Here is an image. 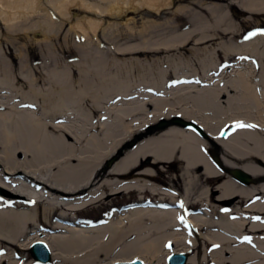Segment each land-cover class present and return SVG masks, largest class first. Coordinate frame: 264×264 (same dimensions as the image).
<instances>
[{
    "label": "bare ground",
    "instance_id": "obj_1",
    "mask_svg": "<svg viewBox=\"0 0 264 264\" xmlns=\"http://www.w3.org/2000/svg\"><path fill=\"white\" fill-rule=\"evenodd\" d=\"M222 1L129 28L139 41L111 47L109 63L99 37L109 15L156 17L174 0L50 1L59 16L44 0H0V264H41L28 253L36 243L50 264H168L176 254L186 264H264V0ZM232 4L247 14L242 23ZM73 7L87 13L70 22L86 63L41 74L11 63L4 30L51 39ZM161 27L173 32L155 38ZM191 43L210 44L193 49L199 64L118 60ZM90 209L96 223L79 219Z\"/></svg>",
    "mask_w": 264,
    "mask_h": 264
},
{
    "label": "rangeland",
    "instance_id": "obj_2",
    "mask_svg": "<svg viewBox=\"0 0 264 264\" xmlns=\"http://www.w3.org/2000/svg\"><path fill=\"white\" fill-rule=\"evenodd\" d=\"M46 2V5L48 6V10L50 12H54L55 16L58 15L57 12H55L52 7L48 4L52 0H44ZM207 2V3H214L218 2L220 4H227V2L222 0H174V3L172 4V9L168 11H163L159 16L156 15H149V14H143V12L140 13H132L129 15H124L123 17H117V16H108L106 19V24L103 26V28L99 32V37L102 40V46L101 50H104L106 53L104 55V59L109 62L113 58L112 55L108 53L112 48L115 47V45H121L122 47L126 45L136 44L139 40L134 39L133 37H128L129 28H135V29H141L144 24H146L147 21H156L159 23H164L168 20L171 21L172 12L176 9L183 7V6H191L192 8L199 9L198 5L200 2ZM201 8L203 5L200 6ZM230 8H233L234 11H238L241 13V15L236 19L237 22H241L246 19L247 14L244 12H241L239 8H237L235 5H231ZM205 8H202L204 10ZM44 11V10H43ZM71 16L69 20H66L61 29L58 30L57 35H53L51 39H43L42 33L36 32L35 34L38 35L36 39H39V42L30 41L29 37H27L25 31H21L17 33L18 35L7 33L4 30V36H2V48L4 49L5 54L7 55L8 59L11 61L12 64L18 65V64H30L33 67L40 68L37 70L39 74H41V70L45 67L49 68V66L54 64H82L86 63V58L83 56V52H79L77 48L74 46L73 42V35L70 32V26L71 23H75L77 18H83L87 16V13L83 9H79L77 7H73L71 10ZM207 15V14H206ZM59 16V15H58ZM42 17V16H41ZM39 17V19L41 18ZM37 19H31L28 22L23 23L24 27H29L32 25L34 21ZM57 21L63 22L60 20V18H57ZM114 23H118L117 26L111 27V25H114ZM116 25V24H115ZM110 26V27H109ZM259 30V24L255 25L254 28H252L243 38L244 39L248 37L251 33L256 32ZM173 32L171 29L167 28H157L154 29V36L158 39H166L169 33ZM107 35L108 39L104 37L103 34ZM124 34L121 40L118 39L119 34ZM33 35V33H31ZM75 37V36H74ZM225 41H231V39L227 38L224 39ZM84 43V42H83ZM218 45V44H217ZM217 45H213L211 48L218 49ZM92 46L96 47V44H93ZM210 47V44L202 45V46H195L193 43L190 45L184 46L183 48H179V50H172L167 53H160L159 55L154 54H144V55H128L123 56L122 58H118L120 61H135V59H141L142 61L145 60H152L156 57H159L162 59L163 64H173L176 61H180V59H185L188 61V64H199L197 61L194 51L199 50L198 48H205ZM210 48V49H211ZM200 49V50H201ZM193 51V52H192ZM91 53H93L91 51ZM21 54V56H19ZM85 58V60H83ZM84 61V62H83ZM220 64L223 62L224 64H229L227 59L224 57L223 53H220ZM233 61H245V63H251L252 60L249 57H238L235 58ZM110 63V62H109ZM168 68V65H166ZM44 72V71H43ZM42 84V82H40ZM25 91H28V88H25ZM126 198H120L117 201H115L116 206H127L126 205ZM100 218L99 214H97L96 210L90 209L87 212H84L80 215L79 219L83 221H89L91 223H96L97 220ZM30 253V251H28ZM31 254V253H30ZM32 255V254H31Z\"/></svg>",
    "mask_w": 264,
    "mask_h": 264
},
{
    "label": "water",
    "instance_id": "obj_3",
    "mask_svg": "<svg viewBox=\"0 0 264 264\" xmlns=\"http://www.w3.org/2000/svg\"><path fill=\"white\" fill-rule=\"evenodd\" d=\"M175 122L178 124L184 125L186 127H189L201 135H204V130L195 123L186 122L182 120L181 118H176ZM165 123L166 121L162 123V126H165L166 125ZM233 174L236 177V179H238L240 182L244 184H250L252 182V178L241 170H235ZM30 252L33 255V257L36 260H38L41 264H50L51 254L45 244L43 243L34 244ZM187 260H188V256L186 254H176V255L171 256L168 259V263L169 264H186ZM136 262L137 264H142L141 261L136 260ZM118 264H126V263H118ZM129 264H132V263H129Z\"/></svg>",
    "mask_w": 264,
    "mask_h": 264
},
{
    "label": "snow or ice",
    "instance_id": "obj_4",
    "mask_svg": "<svg viewBox=\"0 0 264 264\" xmlns=\"http://www.w3.org/2000/svg\"><path fill=\"white\" fill-rule=\"evenodd\" d=\"M261 34H264V33H261ZM253 35H255V33H253ZM236 126L237 127H249V128L256 127L255 125H245L243 123H238ZM181 207H182V205H181ZM180 219H181V221H183V217H181ZM245 239H247V238H245ZM168 246L170 247V245H168ZM214 247H219V246L216 245ZM132 264H137V262L136 261H133Z\"/></svg>",
    "mask_w": 264,
    "mask_h": 264
}]
</instances>
